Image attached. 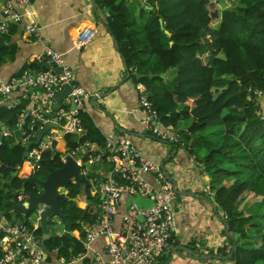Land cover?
<instances>
[{"label":"trees","instance_id":"1","mask_svg":"<svg viewBox=\"0 0 264 264\" xmlns=\"http://www.w3.org/2000/svg\"><path fill=\"white\" fill-rule=\"evenodd\" d=\"M140 1L154 11L141 6L137 16L121 0H94L98 9L108 12L103 23L117 42L130 77L151 94L154 81L172 86L149 96L160 124L175 128L180 120H191L186 131L181 132L182 142L210 175L209 189L216 210L222 209L220 220L227 239L228 253L223 248L212 256L226 257L235 246L231 256L234 264H264V121L256 115L259 103L254 94H264V0ZM213 1L222 9L211 12L208 5ZM214 19L217 23L213 26ZM138 20L143 21L142 26ZM9 28L15 26L11 24ZM165 31L169 34L165 35ZM8 48L0 46V63L15 53L14 45ZM153 57L158 59V68L151 65ZM30 67L43 70L36 64ZM137 69L142 71L139 79L133 76ZM169 72V81L159 78ZM151 74L156 76L149 77ZM23 108L2 107L0 123L8 128L14 126ZM80 118L84 132L79 143L103 147V135L88 114ZM0 143V180L7 190L4 193L0 184V215L6 221L15 218L30 226L28 218L14 210L21 189L36 192L34 176L23 158L25 148L15 144L14 138H3ZM76 144L69 146L74 149ZM51 155L43 154L45 175V160L53 168L62 165ZM12 172L14 177L10 176ZM68 191L71 198L78 193L75 186ZM245 193L261 197L256 211L249 216L238 210ZM64 213L67 220L75 223L72 231L81 232L82 224L95 220L97 209L91 205L86 210L64 207ZM37 233L41 234L40 228ZM177 246L178 241L170 249ZM45 248L49 252L56 250L63 259L85 252L77 238L55 233L45 241ZM189 252H195L192 245Z\"/></svg>","mask_w":264,"mask_h":264},{"label":"built area","instance_id":"2","mask_svg":"<svg viewBox=\"0 0 264 264\" xmlns=\"http://www.w3.org/2000/svg\"><path fill=\"white\" fill-rule=\"evenodd\" d=\"M30 3L31 0H0V40L11 24L23 20L24 14L16 6L21 8ZM26 31L40 40L35 26L29 25ZM89 42L90 37L80 39L77 44L80 48ZM32 64L42 66L43 70H32ZM65 86L71 91L57 105V96ZM256 94L259 96L260 92ZM96 96L75 81L73 70L62 62L61 55L45 44L42 52L33 56L15 76L0 81V108L24 107L15 125L2 131V138L14 137L25 148L26 167L37 179L44 176L41 162L47 152L61 164L66 163L68 157L78 164L79 176L89 183V196L85 195L82 206L76 201V208L86 210L91 205L97 209V215L94 221L82 224L81 232L73 236L84 249L98 238L105 239L107 259L102 261L96 255V264H155L166 250L177 244L173 210L176 185L166 177V167L144 157L128 138L105 135L103 147L90 142L79 143L84 132L80 116L87 113L90 101ZM138 107L142 114L140 126L146 134L160 142L184 147L182 136L173 127L159 123L158 113L144 88L140 90ZM256 115L264 121V111L256 110ZM48 124L56 127L48 128L37 139V132ZM72 142L78 143L74 149L69 146ZM95 165L99 166L96 172L93 171ZM146 175L152 177V182ZM71 183L75 185L73 178ZM34 188L35 195H40L36 183ZM57 191L61 192L60 188ZM63 194L68 197V189ZM132 196L148 200L151 205L141 209L134 203L129 204L116 228L114 218ZM95 197L96 201L92 199ZM24 200L25 196L19 193L18 204ZM38 228V223L32 226L9 224L0 215V264H44L46 255L40 247ZM74 263V258L60 262Z\"/></svg>","mask_w":264,"mask_h":264},{"label":"crops","instance_id":"3","mask_svg":"<svg viewBox=\"0 0 264 264\" xmlns=\"http://www.w3.org/2000/svg\"><path fill=\"white\" fill-rule=\"evenodd\" d=\"M126 1L130 5L131 0ZM92 2L95 3L94 0H31L28 6H16L24 17L22 22L13 24L15 28H9L0 40V46L3 48L10 49L12 45L16 48L12 57L7 55L0 63V81H8L15 76L25 64L31 62L33 56L42 52L45 44L59 53L62 62L73 70L75 81L89 92L97 94L94 103L90 102L87 114L103 136L113 134L128 138L144 157L157 163H164L167 158L175 155L164 164L165 172L170 178L168 179L173 181L177 188L173 203L178 241L175 248L182 249L165 251L155 264H234L231 261V252L226 257L212 256L223 248L226 249L225 253H228V246L223 223L217 217L213 192L209 189L210 175L204 171L202 164L190 155L185 146L160 142L142 129V114L138 101L143 86L127 73L114 45V38L103 23L108 12L98 9ZM137 3H140L141 10V1ZM140 10L133 13L134 8L130 9L131 13L137 16ZM29 25L35 26L41 42L35 34L26 31ZM89 37V44L79 48V40ZM141 72L139 69L134 72L140 76L136 77L137 79L142 77ZM163 76V81H169L171 73ZM160 88L162 85L154 81L152 94H157ZM257 102L259 109L264 110V94ZM1 127L5 129L6 126L0 123V134L3 131ZM173 129L175 131V128ZM15 141L17 144L18 141ZM91 144L98 146L96 143ZM146 179L152 182L151 176L146 175ZM134 202V199L128 198L124 208L118 211L114 218L116 228L120 224L121 214ZM148 204L150 201L142 199L139 200L138 207L142 209ZM6 222L21 223L15 218ZM191 245L194 247V253L189 252ZM105 247V239H96L89 243L84 253L72 257L74 264H96V255L106 261ZM228 256L230 257L227 259ZM62 259L58 252L53 251L47 255L44 264H60Z\"/></svg>","mask_w":264,"mask_h":264},{"label":"water","instance_id":"4","mask_svg":"<svg viewBox=\"0 0 264 264\" xmlns=\"http://www.w3.org/2000/svg\"><path fill=\"white\" fill-rule=\"evenodd\" d=\"M93 3V2H92ZM95 6V3H93ZM149 11H154L152 7L145 6ZM160 24L162 21L159 20ZM15 24V23H13ZM165 35L169 33L167 31L164 32ZM114 45L117 48V42L113 39ZM172 43L170 42V45ZM136 77H140L137 74H134ZM128 76V74H127ZM160 78H164V76H160ZM71 89L69 86H65L62 93L57 96V105L60 104L61 100L65 98ZM95 98L92 99L91 104L94 103ZM50 127H56L53 124H48L43 130L37 132V139L41 137L45 133V131ZM1 130H4V127H1ZM2 139V134H0V140ZM175 155L173 154L170 158H173ZM26 157V153L23 154V158ZM167 158L165 162L168 161ZM162 163V167L165 168V164ZM46 167L48 169V174L44 181H39L38 179H34L38 184L41 194L35 195V193H27L23 189H21V193L25 196V200L22 204H17L14 206V210L19 212L23 218H28L29 214L37 213V219L39 222V227L42 231L41 236V247L45 254L49 255L50 252L45 248V241L49 240L51 228L55 229L56 226H50L51 219L57 218L59 220V224L64 227V231L62 236L72 235V227L75 223L67 220V216L64 214V204L67 201L76 202V199L68 200L66 196H64L63 191L70 186V180L73 178L76 182V189L83 185V190L85 195H88L89 183L79 176V166L78 164L70 157L67 158L66 163H64L60 168H53L48 161L45 160ZM166 177L169 178L168 174ZM57 188H60L61 192L57 191ZM89 205V203H88ZM217 217L219 219L223 218L222 209L220 207L217 208ZM33 214V215H34ZM141 220V219H140ZM175 250H181L182 248H174ZM235 250V246H233L231 255ZM230 256L227 257V259Z\"/></svg>","mask_w":264,"mask_h":264},{"label":"rangeland","instance_id":"5","mask_svg":"<svg viewBox=\"0 0 264 264\" xmlns=\"http://www.w3.org/2000/svg\"><path fill=\"white\" fill-rule=\"evenodd\" d=\"M123 1H124V3H125L130 9L134 8V12H133V13H137V11L140 10V3H137L139 0H131V1H130V5H131V6L129 5V3H128L126 0H123ZM225 4L228 5V1H226ZM229 5H230V4H229ZM208 6H209V9H210L211 12H213L214 10H221V9H222L221 5H220L218 2H215V1L210 2ZM131 7H132V8H131ZM144 9H147V8L144 7ZM144 14H146L145 11H144ZM137 23H138V25H140V26L143 25V21H141V20H138ZM215 23H217V20L214 19V20L212 21V25L214 26ZM158 64H159L158 59H157L156 57H153V58H152V62H151L152 67L158 68ZM160 76H162V75H159V78H160ZM158 84H159V85H160V84L162 85V88H160V92H161V93H162L163 91L170 90V89L172 88V86L170 85L169 82H166V83H164V82H163V83H160V81H159ZM190 123H191V120H190V119L180 120V122H178L177 125L175 126V132L179 133V134L182 136L181 132H182V131L184 132V131L186 130V128L189 126ZM73 140H76V138L73 137ZM58 148H61V145H59ZM98 169H99L98 165H95L94 168H93V171L96 172ZM90 171H91V170H90ZM93 171H91V172H93ZM10 176H11V177H14V176H15V173L12 172V173L10 174ZM38 178H39V180H44V179H45V176H38ZM3 183H4V181H3V179H1V180H0L1 189L3 190L4 193H6L7 190H6L5 187H3ZM90 189H91V188H90ZM69 197H70V195H69ZM69 197H68L67 199H68V200H72V199H69ZM84 197H85V193H84L83 187H80V188L78 189V193H77V195H76L74 198L77 200V203H78V204H81V203L83 202V200H84ZM91 197H93V196L91 195ZM130 198L134 199V201H135L134 204L137 205V206H138L139 200H142V199H140V197H134V196H132V197H130ZM92 199H93L94 201L97 200L96 197H95V198H92ZM240 199H241V200H240V203H239V205H238V210L241 211V212H244L245 216H249L250 214H252V213H254V212L256 211L257 206H258V204H259V202H260V200H261V197H255L252 193H245V194L241 195ZM257 202H258V203H257ZM255 203H256V204H255ZM130 204H131V203H130ZM253 204H254V205H253ZM150 205H151V204H148L145 208L149 207ZM252 205H253V206H252ZM75 206H76V203H73L72 201H67V202L64 204V207H65L66 209H71L72 207H73L74 209H76ZM246 208H247L248 210H245ZM33 214H34V212L31 213V214H29V215H28L29 217H28V219H27V222H28L29 225H31V226L34 225V224L36 223V219H37V213H35L34 215H33ZM18 221H19V220H18ZM50 222H54V223H56V225H57L56 230H57L58 233H61V232L63 231V228H62V226L59 224V220H58L57 218H55V219H51Z\"/></svg>","mask_w":264,"mask_h":264},{"label":"clouds","instance_id":"6","mask_svg":"<svg viewBox=\"0 0 264 264\" xmlns=\"http://www.w3.org/2000/svg\"><path fill=\"white\" fill-rule=\"evenodd\" d=\"M141 6L143 7H145V6H147V5H145V3H143V2H141ZM150 7V6H149ZM136 74V73H135ZM163 76V75H162ZM142 88H144V87H142ZM145 89V88H144ZM146 90V89H145ZM148 93H149V96H150V94H151V92H149L148 90H146ZM255 94V96L257 97V99L258 98H261L262 96H263V93H261L260 92V95L258 96L257 94H256V92L254 93ZM93 98H95V97H93ZM92 98V99H93ZM92 101V100H91ZM90 101V102H91ZM153 104V103H152ZM1 109V108H0ZM256 110H260L261 111V109H259V107H258V109H256ZM262 111H264V110H262ZM87 114V113H86ZM160 123V122H159ZM163 126V125H162ZM172 127V126H171ZM2 134V133H1ZM3 139V138H2ZM1 139V140H2ZM0 140V141H1ZM17 144H19V143H17ZM172 145V144H171ZM186 149V148H185ZM24 153H26V152H24ZM162 164V163H161ZM63 165V164H62ZM61 165V166H62ZM48 174V173H47ZM47 174L45 175L44 173L42 174V175H44L45 176V178H46V176H47ZM167 174V173H166ZM168 178V177H167ZM34 179H37L36 177H34ZM170 179V178H169ZM39 180V179H38ZM45 180V179H44ZM44 180H39V181H44ZM75 181V180H74ZM34 182H35V180H34ZM36 183V182H35ZM37 184V183H36ZM38 185V184H37ZM73 186H76V182H75V185H73L72 183H71V180H70V186L68 187V188H66V189H69L70 187H73ZM80 187H83V185H80ZM79 187V188H80ZM78 188V189H79ZM19 193H21V191L19 192ZM86 196H89V188H88V195H86ZM69 197V196H68ZM67 197V198H68ZM69 199H75V198H71V197H69ZM77 201V200H76ZM76 203V202H75ZM18 204V203H17ZM80 206H82L81 204H80ZM63 208H64V206H63ZM75 208H76V206H75ZM78 209V208H77ZM79 210H82V209H79ZM65 214V213H64ZM66 215V214H65ZM67 216V215H66ZM36 223H38L39 224V222H38V219H36ZM50 226H56L55 227V229H52L51 228V231H50V236L52 235V233H55L56 235H58L57 233V230H56V228H57V225H56V223H50L49 224ZM31 226V225H30ZM40 228V227H39ZM38 228V229H39ZM63 228V231H64V227H62ZM41 230V229H40ZM63 231L60 233V235L59 236H62V234H63ZM73 232V231H72ZM76 233V232H75ZM74 232H73V234L71 235V236H73L74 234H75ZM38 234V233H37ZM40 235V238H41V236H42V231H41V234H39ZM74 237V236H73ZM40 247H41V243H40ZM41 249H42V247H41ZM43 250V249H42ZM56 251V250H55ZM44 252V251H43ZM57 252V251H56ZM45 254V253H44ZM46 255V257H47V254H45ZM64 260H68V259H64Z\"/></svg>","mask_w":264,"mask_h":264},{"label":"flooded vegetation","instance_id":"7","mask_svg":"<svg viewBox=\"0 0 264 264\" xmlns=\"http://www.w3.org/2000/svg\"><path fill=\"white\" fill-rule=\"evenodd\" d=\"M70 210V209H69ZM68 216V215H67ZM69 221L73 222L71 219H69Z\"/></svg>","mask_w":264,"mask_h":264}]
</instances>
